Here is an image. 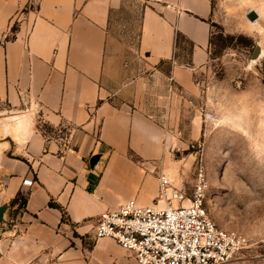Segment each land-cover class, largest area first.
<instances>
[{"label": "crops", "instance_id": "1", "mask_svg": "<svg viewBox=\"0 0 264 264\" xmlns=\"http://www.w3.org/2000/svg\"><path fill=\"white\" fill-rule=\"evenodd\" d=\"M125 1L0 0V208L26 202L0 239V264H138L111 239L87 240L101 212L158 196L162 128L106 82L112 13ZM136 1L150 74L195 96L214 0ZM180 39L193 45L186 62Z\"/></svg>", "mask_w": 264, "mask_h": 264}, {"label": "rangeland", "instance_id": "2", "mask_svg": "<svg viewBox=\"0 0 264 264\" xmlns=\"http://www.w3.org/2000/svg\"><path fill=\"white\" fill-rule=\"evenodd\" d=\"M253 9L260 12L256 25L247 18ZM141 13L136 0L112 13L106 82L121 86L112 91L117 98L135 94V108L154 115L162 128L161 171L188 194L196 167L204 165L210 217L249 239V248L226 264H264V0H214L210 55L195 75V96L175 93L170 80L150 74L139 51ZM257 46L263 54L254 59ZM190 49L180 39L179 60L186 62ZM198 142L200 150L193 148ZM21 211L18 205L6 207L0 239L7 238ZM87 236L96 241L94 232Z\"/></svg>", "mask_w": 264, "mask_h": 264}, {"label": "built area", "instance_id": "3", "mask_svg": "<svg viewBox=\"0 0 264 264\" xmlns=\"http://www.w3.org/2000/svg\"><path fill=\"white\" fill-rule=\"evenodd\" d=\"M46 141L52 139L46 135ZM193 148L200 150L203 143ZM24 184L31 186L33 179ZM209 181L203 164L196 167L191 195L161 171L158 196L150 205L128 200L101 212L96 239L108 238L132 253L138 264H226L249 248V239L219 227L206 207Z\"/></svg>", "mask_w": 264, "mask_h": 264}, {"label": "water", "instance_id": "4", "mask_svg": "<svg viewBox=\"0 0 264 264\" xmlns=\"http://www.w3.org/2000/svg\"><path fill=\"white\" fill-rule=\"evenodd\" d=\"M247 18L251 21V22H254L258 19V13L255 11V10H250L248 13H247ZM262 54V49L260 46H257V49L255 51V54H254V59H258ZM98 160V157L97 156H93L90 160L91 164H95ZM6 211V207H1L0 208V220L3 219V215Z\"/></svg>", "mask_w": 264, "mask_h": 264}, {"label": "trees", "instance_id": "5", "mask_svg": "<svg viewBox=\"0 0 264 264\" xmlns=\"http://www.w3.org/2000/svg\"><path fill=\"white\" fill-rule=\"evenodd\" d=\"M17 27H18V24L17 23H15L14 24V26H13V33H15L16 31H17ZM191 47H193V45H191ZM26 202L23 200V199H21L20 201H15L14 203H13V205H18L19 206V208H22L23 206H24V204H25ZM50 207H54V208H59L60 209V207L59 206H57L56 204H54V203H50ZM65 220V214H63V216H62V222Z\"/></svg>", "mask_w": 264, "mask_h": 264}, {"label": "bare ground", "instance_id": "6", "mask_svg": "<svg viewBox=\"0 0 264 264\" xmlns=\"http://www.w3.org/2000/svg\"><path fill=\"white\" fill-rule=\"evenodd\" d=\"M253 10H254V9H253ZM255 11H257V10H255ZM257 13L260 14L259 11H257ZM251 23L254 24V25H256L257 22H251ZM262 54H263V50H262ZM262 54H261V55H262Z\"/></svg>", "mask_w": 264, "mask_h": 264}]
</instances>
